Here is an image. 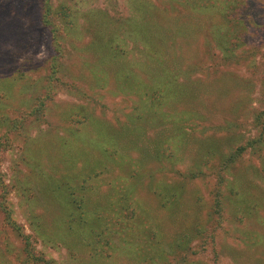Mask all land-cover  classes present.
<instances>
[{"label": "rangeland", "instance_id": "1", "mask_svg": "<svg viewBox=\"0 0 264 264\" xmlns=\"http://www.w3.org/2000/svg\"><path fill=\"white\" fill-rule=\"evenodd\" d=\"M0 264H264V0H0Z\"/></svg>", "mask_w": 264, "mask_h": 264}, {"label": "trees", "instance_id": "2", "mask_svg": "<svg viewBox=\"0 0 264 264\" xmlns=\"http://www.w3.org/2000/svg\"><path fill=\"white\" fill-rule=\"evenodd\" d=\"M169 86L168 84L164 83V85H161L158 89L155 96H152V99L154 100H159L157 102H165L166 98H167V87ZM153 103V102H151ZM256 144V142H255ZM253 146V145H252ZM80 203H82V206L84 204L83 201H81ZM218 207H220V202H218L217 204ZM2 211L6 212V208L5 206H1ZM6 215L8 217V222L12 223L11 221V214L6 212ZM101 221H105L104 217H101ZM119 220V221H118ZM120 219H116L114 221V224H117L118 227H112L111 229H105V224L102 222L101 226L96 229V230H92V229H88L87 227H85L86 234L84 236V240L86 242H88L87 240H93L95 243H101L104 241V243L106 244V246L108 247V249L112 250V253H110V255H114L116 254L119 250H121L123 247H127V248H132V249H144V251H146L147 248H151L152 245H150V241H151V237H150V231L146 228V227H133L134 233L131 235H129L127 238H123L121 236H119L120 233L125 234L127 227L123 228L120 227ZM108 231V232H107ZM122 243L124 246L121 248L119 246V244ZM155 245V244H153ZM146 252H144L143 254H145ZM27 254L29 256V258H33V255L31 254V250L28 249L27 250ZM150 255L149 254H145L144 258H148Z\"/></svg>", "mask_w": 264, "mask_h": 264}]
</instances>
